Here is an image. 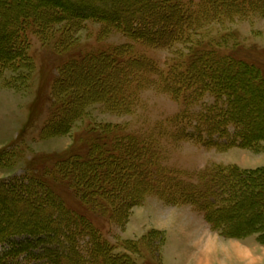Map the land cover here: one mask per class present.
I'll return each instance as SVG.
<instances>
[{
	"label": "trees",
	"instance_id": "trees-1",
	"mask_svg": "<svg viewBox=\"0 0 264 264\" xmlns=\"http://www.w3.org/2000/svg\"><path fill=\"white\" fill-rule=\"evenodd\" d=\"M16 1H0V73L9 69L29 75L33 71L23 35L26 28L35 26L44 32L64 18L93 19L118 29L134 43L169 49L172 56L165 69H157L154 63L139 57H106L94 65L89 60L72 61L60 70L58 81L64 84L81 68L91 69L98 73L102 98L107 104L118 106L127 101L123 91L127 73H152L157 76L153 84L186 108L200 104L207 96L214 100L193 118L183 113V121L188 119L192 127L188 138L216 147L258 148L264 144V123L249 124L242 103V98L250 102L256 94L264 93V73L254 64L219 53L220 43L206 41L203 33L213 23L264 15V0H199L187 4L178 0H26L27 6H38L41 11L10 15L1 9L4 5H16ZM178 44L181 48H177ZM133 51L131 43L120 48L118 56ZM88 96L89 89H80L73 99L79 102ZM60 114L53 123L49 122L47 135L64 133L55 132L56 126L65 125L61 121L56 125ZM114 129L106 130L110 134L120 128ZM218 139L227 143L220 145ZM143 141L137 135H123L113 137L111 143L93 142L87 155L74 154L53 170L88 203L94 197L106 200V205L96 206L101 211L105 208V214L118 215L123 210L121 204L108 205L105 196L109 194L118 201L124 196L127 205L123 206L129 209L140 204L141 194L155 193L166 204L191 205L203 214L211 230L222 236L244 238L256 234L264 242V166L247 170L206 168L199 183L186 184L179 179L178 171L148 172L155 163L149 142ZM51 171L30 176L29 180L0 181V197L4 198L0 205L15 207L19 195L27 192L29 197L23 207L37 203L28 213L39 218L27 221L24 209L5 217L7 225L0 228V264H137L127 253L116 252L92 222L65 206L47 183ZM139 182L146 185L142 191ZM124 184L132 185L133 192L123 191ZM122 192L125 194L121 195ZM42 215L49 217L41 219ZM163 242L164 236L160 240Z\"/></svg>",
	"mask_w": 264,
	"mask_h": 264
},
{
	"label": "rangeland",
	"instance_id": "rangeland-1",
	"mask_svg": "<svg viewBox=\"0 0 264 264\" xmlns=\"http://www.w3.org/2000/svg\"><path fill=\"white\" fill-rule=\"evenodd\" d=\"M17 1L16 5H4L1 9L10 15L19 11H41L38 6H27L26 0ZM178 1L187 4L199 0ZM203 33L206 41L220 43L219 53L254 64L264 73V15L255 14L236 18L234 21L213 23L207 26ZM23 35L27 39L26 46L33 60V71L29 75L20 70L13 72L9 69L0 73V181L16 178L29 180L30 176L52 170L47 180L48 185L55 190L69 210L92 222L109 243L115 246L116 252L127 253L137 264H181L180 261H175L176 256H173L178 246L177 239L171 236L175 229L171 231L170 238L167 236L172 257L166 262L165 258L162 260V253L167 233L153 227L160 224L174 226L177 220L195 224L193 220L184 218L181 212L165 207L164 202L162 203L155 193L144 194L145 196L141 194L138 202L140 204L129 209L123 206L127 205L124 203V196H121L123 200L118 201L109 194L105 196L108 205L121 204L123 210L118 212V215L112 212L105 214V208L101 211L102 209L99 210L96 206L106 205V200H95L94 197L93 201L88 203V199L85 200L81 194L77 195L63 181V176L55 173L53 169L60 161L74 154L87 155L93 142L111 143L113 137L137 135L145 140L144 143L149 142L153 153L156 167H149L148 172H156L157 169L160 172L178 171L180 180L195 185L199 183V176L206 168L221 166L247 170L264 166V144L258 148L236 145L229 147L225 145V140L218 139V143L225 146L216 147L188 138L187 132L190 133L192 127L188 119L183 121V113L193 118V115L201 112L214 100L207 96L200 104L186 108L153 84L157 81V76L152 73L126 72L123 91L127 101L118 106L107 104L102 98L103 87L99 84L98 73L95 74L91 69L86 70L83 67L76 76L65 81L72 84H63L57 80L61 74L60 70L66 65L70 66L72 61L89 60V63L94 65L106 57L110 60H114V57H121V60L139 57L163 70L172 56L169 49L134 43L118 29L93 19L68 17L54 23L44 32L30 26L25 29ZM131 43L134 44V51L118 56L120 48ZM176 46L181 48L179 44ZM78 86L83 91L89 89L86 101L77 102L73 99L74 94L80 91L79 88L76 89ZM87 95L88 93L84 97ZM254 99L249 102L242 98L247 120L249 124L259 121L263 124L264 93L256 94ZM57 112L61 113V116L56 125L59 121L65 125L56 126L55 132L64 133L57 136L47 135L46 128L49 122L55 121ZM117 126L120 129L110 134L106 130ZM75 177L79 182L78 175ZM151 182L153 181L148 182L149 185ZM138 184L141 187L139 191L146 187L141 182ZM123 188V191L133 190L132 185L129 187L124 184ZM124 194L122 192L121 195ZM28 197L29 193H21L18 197L19 204L15 207L0 205V228L6 227L4 219L7 215L17 214L22 209L26 210L23 214H27V221L39 219L37 214L28 213V209L31 210L37 203L32 207H23V202ZM2 200L4 198L0 197V201ZM48 217L42 215L41 219ZM198 217L204 219L200 212ZM201 224L198 225V230L203 234L196 233L193 237L205 244L210 240V227L205 219ZM153 230L161 232L152 233ZM213 235V249L216 253L210 260L203 256L199 264H264V242L259 240L258 235L244 238L225 237L217 232ZM149 236H152L150 240ZM163 236L164 242L161 244ZM208 247L206 246V249ZM192 255L197 256L196 253Z\"/></svg>",
	"mask_w": 264,
	"mask_h": 264
},
{
	"label": "crops",
	"instance_id": "crops-1",
	"mask_svg": "<svg viewBox=\"0 0 264 264\" xmlns=\"http://www.w3.org/2000/svg\"><path fill=\"white\" fill-rule=\"evenodd\" d=\"M163 205L165 207L174 209L177 212H181L184 218L193 220L195 224H190V223L177 220V224H175L174 226H171V225L167 226L164 224H160V226L153 227L156 230H161V231L163 230L164 232L167 233L166 242H165V245L163 246L162 260H164L163 258H165L167 262L172 257L171 249L168 248L167 236L170 238L169 235L173 229H175L174 234H172L171 236H173V238H176L177 239L176 242H178L177 249L173 253V256H176L177 258V259L175 258V261H177L178 263L180 261L181 264H199V261L201 260L203 256L204 257L207 256L208 260H210V258L213 259V256L216 253V250L213 249V246L215 243L214 241L215 237L213 235L214 231L211 230V228L210 230H208L209 235L208 234L207 235H208V238H210V240L209 241L207 240V243L205 244H201V241H198L197 239L193 237L196 233L199 235L203 234L198 230V225L200 224L201 226L202 225L201 222L202 220H204V219H201V217H198L199 212L197 213V211L189 205L172 206V205H166L165 203H163ZM191 217L193 218L191 219ZM198 218L201 220V222ZM211 243H212V246H210ZM206 246H209L208 249H206ZM193 253H196L198 258L197 256L195 257L194 255H192Z\"/></svg>",
	"mask_w": 264,
	"mask_h": 264
}]
</instances>
